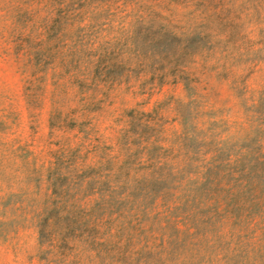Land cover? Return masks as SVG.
Listing matches in <instances>:
<instances>
[{
  "label": "rangeland",
  "instance_id": "1",
  "mask_svg": "<svg viewBox=\"0 0 264 264\" xmlns=\"http://www.w3.org/2000/svg\"><path fill=\"white\" fill-rule=\"evenodd\" d=\"M0 264H264V0H0Z\"/></svg>",
  "mask_w": 264,
  "mask_h": 264
}]
</instances>
